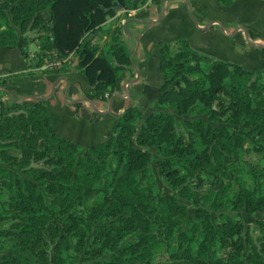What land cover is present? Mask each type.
I'll return each mask as SVG.
<instances>
[{"label": "trees", "instance_id": "1", "mask_svg": "<svg viewBox=\"0 0 264 264\" xmlns=\"http://www.w3.org/2000/svg\"><path fill=\"white\" fill-rule=\"evenodd\" d=\"M145 1L118 0L124 22L105 30L102 47L88 34L116 13L105 11L115 0H0V47L16 45L19 34L20 48L37 39L40 54L74 52V68L90 87L86 98L101 99L133 66L122 37L126 11ZM29 25L33 38L23 35ZM158 47L163 81L156 101L167 109L143 118L138 106H127L97 144L84 147L59 135L44 99L0 102V187L6 192L0 264H76L81 252L87 264H153L162 249L163 264H264V220H255L259 234L253 235L224 211L264 212V145L247 146L261 162L242 158L247 134L264 143V67L247 70L182 36ZM249 89L262 96L261 106L252 103ZM196 104L197 116L187 117ZM243 161L249 185L231 178ZM150 163L172 191L155 202ZM89 198L94 203L86 206Z\"/></svg>", "mask_w": 264, "mask_h": 264}, {"label": "crops", "instance_id": "2", "mask_svg": "<svg viewBox=\"0 0 264 264\" xmlns=\"http://www.w3.org/2000/svg\"><path fill=\"white\" fill-rule=\"evenodd\" d=\"M134 10L133 15L127 14L122 36L133 66L122 73L104 98H86L88 82L73 66L60 71L32 69L37 64L25 51L30 41L20 48L18 34L16 45L0 47V80H4L0 102L29 104L44 99L54 130L85 147L107 139L117 116L127 106H138L143 118L167 109L156 101L163 81L159 42L182 36L193 48L247 70L264 67V48L256 45L264 43V0H234L227 6L217 0H146ZM124 18V13L107 16L102 28L89 33L88 38L102 46L107 40L102 29L123 23ZM32 43L36 50L30 52H36L39 42L35 39Z\"/></svg>", "mask_w": 264, "mask_h": 264}, {"label": "rangeland", "instance_id": "3", "mask_svg": "<svg viewBox=\"0 0 264 264\" xmlns=\"http://www.w3.org/2000/svg\"><path fill=\"white\" fill-rule=\"evenodd\" d=\"M123 12L124 11L121 8L120 10L116 11L115 14L120 15ZM118 18H119V16H118ZM104 26H107V24H104ZM105 28L102 29L104 31V33L106 30ZM108 28H113V27H108ZM104 45H105V43L102 45V47ZM35 50H36V45L34 43H32V41H30V44L28 47L25 48V51L30 52V51H35ZM66 67H68V66H66ZM58 71H60V70H58ZM262 84L264 86V79L262 80ZM248 93L251 95L252 103L254 105L261 106L263 104V98L260 94L256 95L254 93V91L251 89L248 90ZM198 106H199L198 104L194 105L193 109L186 116L190 117V118L196 117L197 116V110L199 108ZM182 120H183L182 117H177V128L179 131H182V129H184ZM249 142L254 144V145H257V146H263L264 145L263 139L259 135L247 134V142H246V146L244 147V150L242 153V158L245 160V162H250V163L261 162V156L259 154H257L253 150L247 149ZM152 152H153V155L156 156V152H155L154 148L152 149ZM245 162L243 161V162L236 164L235 168L231 171V178L234 180H236L237 178H242L244 180V183L249 185L250 184V177L248 175V169L245 165ZM149 166H150V168H149L150 172H152L155 176V186L152 187V191H151L152 200L155 202L159 195L171 193L172 191L167 186L164 179L157 174V166L154 163H150ZM137 177H138L140 183L145 184V177H144L143 173H139ZM259 190L261 191V193L264 194V178L259 180ZM5 198H6V192L2 187H0V205L2 207H4L3 201L5 200ZM92 203H94V199L89 198L86 200L85 205L88 206ZM183 203H185L188 206V212L192 213L193 208H192L191 203L187 202V201H183ZM224 211L227 212L228 214L234 216L235 218L241 219L244 222V224L247 227H249L248 230L251 234H253V235L259 234V229L256 227L255 220L258 218L264 220V212L247 213L242 209H240L238 211H232L230 209H224ZM212 214H213V216H216L215 212H213ZM88 245L89 244L87 242L84 250H86L88 248ZM75 258H76V264H87L86 263L87 258H86V254H84V252L79 253V255L76 256ZM166 259H167V254L164 252V249H162V251L159 253V255H157L152 260V262H153V264H163L166 261Z\"/></svg>", "mask_w": 264, "mask_h": 264}, {"label": "built area", "instance_id": "4", "mask_svg": "<svg viewBox=\"0 0 264 264\" xmlns=\"http://www.w3.org/2000/svg\"><path fill=\"white\" fill-rule=\"evenodd\" d=\"M126 13L130 16L135 13L134 9L127 10ZM40 48L36 52H28L30 59L36 63L40 61L39 65H34L32 69L42 70V71H58L68 66L73 61L74 52L68 53L67 56H60L58 51L53 49L50 51H45L44 54H40Z\"/></svg>", "mask_w": 264, "mask_h": 264}, {"label": "water", "instance_id": "5", "mask_svg": "<svg viewBox=\"0 0 264 264\" xmlns=\"http://www.w3.org/2000/svg\"><path fill=\"white\" fill-rule=\"evenodd\" d=\"M116 4L114 6H112V8H106L105 11H109L110 9H112L113 11H118L120 10L122 7H121V4L118 3V0H115ZM102 8V6H101ZM34 33H35V30L31 29V25L28 26L26 32L23 34L24 36H31L33 37L34 36ZM256 45L258 47H261V48H264V43H256ZM131 60H132V57H131ZM77 65V59L75 58L72 66L75 67ZM113 95H118V93L116 94H113Z\"/></svg>", "mask_w": 264, "mask_h": 264}]
</instances>
